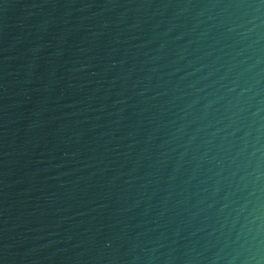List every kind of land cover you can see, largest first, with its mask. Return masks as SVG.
<instances>
[{"label":"water","instance_id":"95a60500","mask_svg":"<svg viewBox=\"0 0 264 264\" xmlns=\"http://www.w3.org/2000/svg\"><path fill=\"white\" fill-rule=\"evenodd\" d=\"M0 264H264V0H0Z\"/></svg>","mask_w":264,"mask_h":264}]
</instances>
